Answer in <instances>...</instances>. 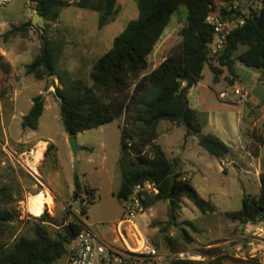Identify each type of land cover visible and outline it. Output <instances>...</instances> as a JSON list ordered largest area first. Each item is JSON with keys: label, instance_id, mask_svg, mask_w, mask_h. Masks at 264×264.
<instances>
[{"label": "trees", "instance_id": "trees-1", "mask_svg": "<svg viewBox=\"0 0 264 264\" xmlns=\"http://www.w3.org/2000/svg\"><path fill=\"white\" fill-rule=\"evenodd\" d=\"M29 1L35 12L50 22H56L67 6L57 0ZM239 1L242 0H136L137 19L131 21L115 38L111 49L94 62L91 84L59 69L64 43L44 41L39 55L25 67L26 75L37 80L58 79L59 85L54 86V93L60 102L61 122L69 137L100 128L124 114L130 116L126 119L127 126L122 127L118 160L121 185L115 197L122 202L129 198L137 184L155 182L159 194L144 201V209L169 201V228L161 229L160 235L163 234L164 248L172 254L186 251L194 242L185 228L179 229L182 223L177 221V211L181 200L188 199L203 214L214 213L216 208L200 197L189 180L182 179L176 163L167 160L161 148L154 143L158 137L157 128L162 122L185 127L190 135L198 138L199 145L217 159L222 160L231 153L230 148L216 136L201 134L203 123L189 106L187 98H183V78L191 76L198 83L208 66L215 82L227 72V81L233 85L238 65L244 63L261 69L259 75L264 84V7L260 11L251 10L249 14H243L235 7ZM217 2L226 4L221 9L222 17L236 15L244 18V24L230 32L224 51L213 53L214 30L207 19L216 14ZM116 3V0H81L75 6L100 13L99 28L102 29L113 20ZM181 6L187 8L188 14L179 32L182 38L180 51L168 56L155 70L146 74L150 55ZM32 26L30 22L21 27L13 26L4 37L25 35ZM4 67L6 74L9 73L10 65L5 64ZM133 85L131 97L124 98ZM4 98L5 92L0 91V106ZM45 103L41 94L33 98L30 111L22 118L23 130H37ZM247 136L249 151L258 155L264 145L261 129L255 128ZM53 147L50 145L48 151ZM172 176L176 181L171 186ZM260 184L259 196L245 195L242 209L224 213V217L239 224L264 219V158ZM75 187L82 189L77 177ZM92 192L87 189L86 194L92 196L90 201L93 205ZM13 202V188L0 186V264H59L63 261L68 254V245L80 234L83 223L70 222L63 230L50 232L53 228L45 213L34 223L32 237H15L10 229L19 214L12 207ZM187 223L196 229L193 223ZM171 228L177 229L178 237L169 236ZM8 234L14 237L11 243L1 240ZM198 253L203 258L211 257L208 251ZM220 261L219 258L202 262L172 259L168 264H219ZM248 263L258 264L251 260Z\"/></svg>", "mask_w": 264, "mask_h": 264}, {"label": "rangeland", "instance_id": "rangeland-1", "mask_svg": "<svg viewBox=\"0 0 264 264\" xmlns=\"http://www.w3.org/2000/svg\"><path fill=\"white\" fill-rule=\"evenodd\" d=\"M116 1L115 16L102 29L99 28L100 13L67 5L56 22L38 21V27L32 26L27 34H19L15 37H4V35L13 26L21 27L29 22L32 23L36 13L34 5L29 0H13L0 10V91L5 92V98L0 106V186L8 185L14 190L12 207L18 212L19 217L11 225L10 231L15 237H32L31 230L34 223L45 213L48 217L47 221L51 222L53 228L50 232L61 231L70 222L108 226L117 222L123 215L124 203L115 197V193L121 185L118 160L122 127L127 126L126 119L130 116L124 114L100 128L78 134L76 136L78 152L75 156L69 145L70 137L61 122L60 102L55 96L54 88H51V79L37 80L33 76H27L25 69L26 64L32 63L40 53L42 43L52 40L64 43L59 69L91 84L90 74L94 62L111 49L115 38L138 17L136 0ZM225 6V3L217 2V12L214 15L222 17L221 9ZM235 7L242 13L249 14L251 10L260 11L264 7V0H242L237 2ZM187 14V8L181 6L173 15L165 35L164 33L162 35L163 39H160L155 47V54L149 57L146 74L152 71L160 57H168L180 51L182 38L179 32L186 23ZM2 51H5L9 57H16L18 62L15 70L10 67L7 74L4 67L7 64L4 61L6 55ZM203 72V83L207 85L212 73L208 66ZM249 73L252 74L251 71L238 67L236 74L241 79L242 87L251 86L249 76L246 75ZM22 78L24 83L19 86L21 92L15 98L13 85L19 83ZM134 88L135 85L124 98L129 99ZM40 94L44 96L46 103L38 128L36 131L23 130L22 114L30 111L32 98ZM179 132L177 131L175 135L169 133L170 135L164 139L165 154L169 158L172 155L178 156L177 150L180 153L183 151L184 143L178 147ZM193 140L197 142L192 137L186 138L190 145ZM39 142H45L46 146L42 160L37 165L39 175L34 173L32 175L33 171L28 163L35 162L33 153L37 150ZM50 145L54 147L48 151ZM196 146L199 148L198 145ZM262 153L264 155V147ZM244 176L242 175V179ZM76 177L82 185L81 190L75 187ZM95 187L98 188V194ZM223 188L228 197L218 194L213 198L219 207L217 214L220 215L196 221V229H191L194 242L186 251L195 258L192 259L193 261L202 262L209 258H219L221 260L219 264H249L250 259L241 255L247 253V247L239 246L238 242H228L232 238L243 236L242 229L239 225L232 226V223L221 215L224 212L242 209L244 191L240 185L231 187L228 182ZM47 189L52 193V203L45 207L41 216H35L30 209L31 196L44 193ZM87 189L93 191V205L90 201L92 196L86 194ZM247 192L255 193L253 190ZM188 202L195 208L198 217L203 218L204 214L190 201ZM153 207L155 217L152 223L157 224L161 229L169 228L170 210L167 204L158 202ZM82 210L86 213L84 214ZM217 227L218 232L214 233V228ZM145 235L159 252V258L152 260L150 264H168L174 259L173 254L164 248L163 234L155 237L147 231ZM169 236L178 237L177 229H169ZM1 240L11 243L14 237L8 234ZM206 251L211 253L208 259L198 253ZM64 262L65 259L59 264Z\"/></svg>", "mask_w": 264, "mask_h": 264}, {"label": "crops", "instance_id": "crops-1", "mask_svg": "<svg viewBox=\"0 0 264 264\" xmlns=\"http://www.w3.org/2000/svg\"><path fill=\"white\" fill-rule=\"evenodd\" d=\"M165 33L166 32H164V35ZM163 37L164 36H162L161 40ZM155 51L156 49L150 56H153ZM2 53L6 55L4 56L6 57L4 61L15 70L16 63L18 64L16 57L7 56L5 51H2ZM166 58L167 57H160L157 64L153 66L152 71ZM238 67L245 68L242 65H238ZM247 70L252 72V74H246L249 76L248 78L250 80L249 83L251 86L249 88L242 87L240 83L241 79H239L238 75L234 78V84L230 85L229 81H227V72L220 77L218 82L214 81V75L211 72L212 76L208 79V84L205 85L203 83V74V79L192 86L186 97L189 106L195 110L199 121L203 123L201 134L214 135L230 148L231 153L226 158L222 159L228 163L227 167L221 165L222 160L211 156L205 151L199 145L198 138L194 135H190L185 127H176L170 123L162 122L157 128L158 137L154 143L161 148L167 160L176 163L177 171L182 175V179L189 180L200 197L216 208V212L204 214L203 218H199L195 208L188 202L189 200L186 198L181 200L180 208L177 211V221L178 223H182V227L179 229L185 228L191 236L192 227L187 222H191L197 227V220L208 219V217L220 215L217 214L219 207L213 198L218 194L228 197L227 192H225L223 188L227 182L231 187L240 185L241 189L244 191L243 198L245 195L259 196L261 193L260 177L262 174V160L264 158L262 148L264 145L260 148L258 155H253L248 149L250 140L247 134L253 129L259 128L264 136V84L260 79L258 71ZM23 83V78L19 83H14L13 94L15 98L20 94L21 91L19 90V86H22ZM50 83L52 84L51 88L59 85L58 79L56 78H51ZM183 87H186V83L183 84ZM219 88H222V90ZM235 89L247 91L248 94L244 96L235 94ZM222 93H226L227 97L221 98L220 95ZM24 115L26 114H22V117ZM177 131H180L178 134L179 138L177 139L180 143L178 147H181L182 143H184L183 151L180 153V151L177 150L176 153L179 155H172V157L169 158L165 154L163 142L168 135H175ZM190 137L196 139L197 142L193 140L190 145L186 141V138ZM196 145H198L199 148H197ZM255 169H260L261 174L257 175ZM242 175H245L243 179ZM95 189L98 194V188L95 187ZM247 190H253L255 193H248ZM166 204L169 207V201H167ZM153 206L144 209V213L137 218V223L144 233L149 231L151 235L158 237L161 228L157 224L152 223V219L155 217V208ZM224 213L221 215L224 216ZM117 222L102 228L101 231L108 239L114 237L113 230ZM230 222L232 226L239 225L242 231H244L245 224ZM217 229L218 227L214 228V233L218 232ZM240 238H242V236L230 240H237ZM230 240H228V242Z\"/></svg>", "mask_w": 264, "mask_h": 264}, {"label": "built area", "instance_id": "built-area-1", "mask_svg": "<svg viewBox=\"0 0 264 264\" xmlns=\"http://www.w3.org/2000/svg\"><path fill=\"white\" fill-rule=\"evenodd\" d=\"M13 0H0V10L12 3ZM65 5H75L81 0H57ZM243 14H245L243 12ZM207 23L213 27L214 42L212 52L219 53L227 47L230 32L244 24V18L236 15L220 17L210 15ZM235 94L247 95L248 92L235 89ZM221 98L227 97L222 93ZM130 145V144H129ZM222 166H228L224 160ZM31 171V170H30ZM257 175L260 169H255ZM32 175L33 172H31ZM159 194L158 185L152 181L137 184L128 199L123 200L124 212L116 223L112 239H108L101 231L106 225H92L83 223V229L68 245V254L65 264H150L159 258L158 249L150 242L145 233L140 229L137 218L144 213V201L154 198ZM242 238L230 240L238 242L239 246L247 247V253L241 255L264 264V219L245 224ZM174 259L192 260L188 251L173 254Z\"/></svg>", "mask_w": 264, "mask_h": 264}, {"label": "bare ground", "instance_id": "bare-ground-1", "mask_svg": "<svg viewBox=\"0 0 264 264\" xmlns=\"http://www.w3.org/2000/svg\"><path fill=\"white\" fill-rule=\"evenodd\" d=\"M46 143H40L38 145V148L36 151H34L33 156H34V163H28V166L30 167V169L33 171L34 174L39 175V172L37 170V165L40 163V161L42 160L43 157V152L45 149ZM52 193L49 189H47L44 193H38L35 195L31 196L30 199V209L31 212L35 215V216H41L44 213L45 207L46 206H50L52 203Z\"/></svg>", "mask_w": 264, "mask_h": 264}, {"label": "water", "instance_id": "water-1", "mask_svg": "<svg viewBox=\"0 0 264 264\" xmlns=\"http://www.w3.org/2000/svg\"><path fill=\"white\" fill-rule=\"evenodd\" d=\"M38 21H41L42 23L45 22L44 18L40 14L35 13L33 18H32V25L35 26V27H38ZM242 66L245 67L246 69H250V70H254V71H258V72L261 71L260 68L248 67V66L244 65V63H242ZM183 82L186 83V87H185L184 92H183V98H186L188 91L195 84V80L191 76H186V77L183 78ZM69 145H70V147L72 149L73 154L76 156V154L78 152V146H77V143H76V136H70ZM175 181H176V177L172 176L170 178V185L172 186Z\"/></svg>", "mask_w": 264, "mask_h": 264}]
</instances>
